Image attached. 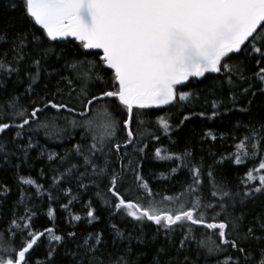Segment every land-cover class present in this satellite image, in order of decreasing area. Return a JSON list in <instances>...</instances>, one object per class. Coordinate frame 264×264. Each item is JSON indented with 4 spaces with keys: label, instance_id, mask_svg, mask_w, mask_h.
Wrapping results in <instances>:
<instances>
[{
    "label": "snow or ice",
    "instance_id": "obj_1",
    "mask_svg": "<svg viewBox=\"0 0 264 264\" xmlns=\"http://www.w3.org/2000/svg\"><path fill=\"white\" fill-rule=\"evenodd\" d=\"M6 8L20 18L0 26V45L10 46L0 51V173L15 170L19 196L5 212L11 189L0 183V215L11 214L0 264H264V0H7ZM156 111L164 114L153 119ZM228 112L244 135L205 168L191 133L181 134L194 118ZM41 131L45 141L74 143L47 150ZM161 136L169 147L150 154ZM209 140L211 130L201 135ZM33 150L47 160V189L20 174ZM149 160L169 170L145 174ZM250 161L234 186L220 167ZM182 170L179 192L153 190V177L167 182ZM84 193L93 198L80 215L72 208ZM37 197L53 223L42 231ZM62 197L63 231L52 206ZM103 217L104 228L77 227Z\"/></svg>",
    "mask_w": 264,
    "mask_h": 264
},
{
    "label": "trees",
    "instance_id": "obj_2",
    "mask_svg": "<svg viewBox=\"0 0 264 264\" xmlns=\"http://www.w3.org/2000/svg\"><path fill=\"white\" fill-rule=\"evenodd\" d=\"M7 0H0V26L4 25L5 23L9 21H18L20 18V13L18 12H12L7 10L6 8ZM17 27L20 26V23L17 22ZM10 46H4L0 45V51L8 50ZM9 58H11V52L9 51ZM51 71V69H49ZM43 75V74H42ZM22 79H26L25 77H22ZM54 83V81H53ZM26 83L22 84L18 87L16 94H22L24 91V88L26 87ZM63 86V85H62ZM227 94L225 90V95ZM21 103H26L23 97H21ZM175 110H173L174 112ZM96 113H92L90 115H95ZM164 113L162 111H156L153 114V119L155 118V115H163ZM210 114V113H209ZM243 114H241L242 116ZM79 119V117H77ZM102 120L103 117H100ZM237 116H235L232 112H228L226 115H221L215 119H201V118H194L193 121L187 123V127L185 128L184 132L181 134V137L188 136L189 133H191L188 143L190 145H194L193 152L196 161H200L203 159L205 168H207L208 165L213 163V160H219V158L223 156L229 155L231 152L235 151V143L238 142L239 138H241L244 135V130L239 129L235 130L234 125L236 123ZM63 124V122H61ZM211 130L213 133L217 134V140L215 142L212 141H201V135L202 133ZM83 132V129H76L75 133V140L80 139V134ZM224 135V139H220V135ZM66 135V133H65ZM37 139L40 141V144L43 146V148L50 150V151H57L63 154L66 148H71L72 144L74 143L73 140H64L63 143H60L58 141H45L43 131L40 132ZM173 139H176L174 136ZM154 147H169V143L166 137L161 136V142L151 141L149 144V153L151 154L152 151H154ZM183 148V143H181L179 148L173 147V151H180ZM210 153H213L215 155H210ZM38 155V152L36 150H33L31 153V156L33 157V160L29 162L27 165H23L20 169V174L30 177L32 179L37 180L38 183L43 184L45 188L47 189L49 186V183L51 182V172L47 167V160L45 158H41L39 160L35 159V157ZM258 163V161L256 162ZM174 167L175 165H171ZM253 166V162H248L246 165H234L225 163V165L220 166L224 168L226 174H227V180L231 181L232 185L239 183V180L244 176L245 172L248 168H251ZM45 169V175L41 176L40 170ZM145 174L148 172H155L157 175L161 172H167L169 170V165L167 162H157L153 160L147 161L145 165ZM14 172L15 170H9L8 173H0V183H6L8 187L11 189L8 199L4 203V211L7 212L9 208H11L12 203L18 198L19 192L17 189V184L14 178ZM186 173L185 171H181L176 176L172 177L170 181L164 182L156 180L155 177L151 179V183L154 185L153 190L156 192H160L161 194H168L171 195L173 192H179L181 190V182H183L186 179ZM173 185L175 187H173ZM64 187H68L67 184L64 185ZM77 189L73 186V193H75ZM29 195H32V191L29 190ZM93 198L91 193H84L81 197L82 203H76L72 211L84 215L85 209L83 208V204L87 203L88 199ZM159 199V197H157ZM62 202H66V199L63 197L60 200H57L53 203V207L57 208V220L55 222V227L63 230L69 229V224L66 221L65 215L58 208V205ZM32 204L38 205L42 208V212H39L37 214V217L35 219V228L38 231H42L45 227H52L53 223L49 222L47 217L43 214L47 212V201L46 198L44 199V203H41V198L37 197L32 201ZM31 206V205H30ZM11 219V214L8 213L7 215H0V232L4 233L5 239H8V233L6 231V228L9 224V221ZM105 221L106 217H103L100 222H98L94 226L87 225L83 221L77 226L80 232H86V231H95L99 228L105 227ZM127 227V226H126ZM154 227V226H153ZM43 239V238H42ZM18 246V242H17ZM44 252L43 246L36 250L34 253V256L37 258H41Z\"/></svg>",
    "mask_w": 264,
    "mask_h": 264
}]
</instances>
